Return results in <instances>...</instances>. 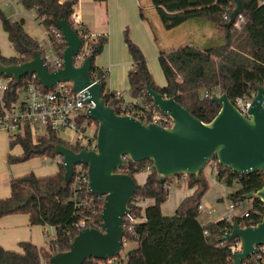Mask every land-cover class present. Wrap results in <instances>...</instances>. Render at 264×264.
Instances as JSON below:
<instances>
[{
  "label": "trees",
  "instance_id": "trees-1",
  "mask_svg": "<svg viewBox=\"0 0 264 264\" xmlns=\"http://www.w3.org/2000/svg\"><path fill=\"white\" fill-rule=\"evenodd\" d=\"M18 1L27 10L35 11L45 31H51L55 27L52 15L71 24L82 37L83 44L88 46L86 57L92 58L91 75L94 80L103 84L106 104L118 114L121 113L117 104L123 98L117 99L116 93L106 89L107 73L96 64V59L108 43V36L96 35L86 41L84 35L87 31L83 25L81 29L73 18L78 0ZM150 1L166 30H172L186 22L207 21L224 33V42L204 48L187 45L170 52L160 51L159 62L167 81L162 87L155 82L143 50L131 39L127 29L124 41L132 58V68L128 73L130 95L141 102L134 107L152 105L153 101L146 93V87L149 86L164 97L176 98L194 117L209 123L220 111V107L212 101L213 96L227 93L232 103L236 104V100L244 95H255L258 84L264 87V0H242L244 22L240 26H236L235 22L229 31L226 28L229 20H225V16L230 19L235 8L233 0ZM140 16L148 21L156 38L155 28L146 17L143 7H140ZM0 21L15 50L12 57H4L0 50V62L3 65H21L32 61L35 52L41 53L39 42L25 30L23 18H7L0 10ZM65 48L63 44V50ZM31 79L33 75H26L20 84L12 83L11 91ZM35 80L38 81L37 77ZM90 122L96 126L97 138L99 125L92 119ZM45 131L44 135L35 137L34 129L27 126L24 134L10 140V150L19 145L22 153L17 157L9 153L8 163H21L35 157L56 159L60 157L56 151L57 144L75 152L84 149L80 145L66 143L51 129ZM212 161L216 163L218 171L215 175L220 183L227 187L238 183L239 188L228 196L233 203L245 202L246 194L258 191L264 185V171L240 175L221 166L217 158L212 159L209 164ZM119 172L135 179L138 174H148L145 183H138L137 192L130 204L131 213L125 218V229L130 218L137 221L133 224V235L127 233V241L134 242L136 246L125 256L123 264H233L238 240L226 241L225 233L231 230L233 223L240 227L257 225L264 214V203L259 198H254L251 200L252 207L248 217H237L232 221L223 218L202 224L198 206L208 189L203 170L201 174L205 185L196 182L194 177H187L186 186L194 189L193 194L180 203L174 215L165 216L162 205L169 198L170 181L182 183L184 175H177L161 185L151 161L135 163L130 158ZM64 175L65 168L63 162H60L53 175L38 176L31 172L10 179L9 196L0 198V218L26 214L32 225L54 227L56 234L46 248H39L32 242L20 243L21 251L6 250L0 246V264H41L42 260L50 262L54 254L69 250L79 231L86 228L101 229L104 198L90 194L87 184L78 191L74 190L72 183L65 186ZM146 200H152L153 203L145 208L135 204ZM256 209L260 211L258 214L255 213ZM82 221L85 223L84 227H80ZM261 255L257 263L249 258L243 264H264V251ZM109 261L111 259L91 258L83 264H109Z\"/></svg>",
  "mask_w": 264,
  "mask_h": 264
},
{
  "label": "water",
  "instance_id": "water-1",
  "mask_svg": "<svg viewBox=\"0 0 264 264\" xmlns=\"http://www.w3.org/2000/svg\"><path fill=\"white\" fill-rule=\"evenodd\" d=\"M235 8L226 24L229 31L239 15L244 13L242 0H233ZM53 22L63 35L66 48L63 53L64 67L51 72L40 52L33 60L21 65L5 66L0 62V76L13 77L15 83L26 75L36 74L42 85L50 89L60 82H72L76 92H82L87 104V116L98 123L96 150L75 152L56 145L65 168L64 185L72 183L75 166H88V191L104 197L101 212V229L86 228L79 231L66 252L54 254L50 264H83L95 258L109 260L119 256L126 235L125 218L130 215V204L137 192L135 178L119 170L125 165L123 156L133 162L151 161L159 176V183L177 175L194 177L205 185L202 171L217 158L219 164L240 175L264 171V87L257 85L247 113L243 114L229 99L227 93L213 96L212 101L220 111L209 123L194 117L179 104L176 98H167L146 87L154 105L174 122L172 127L144 123L129 115H120L103 98L104 86L94 82L91 75L92 58L86 57L80 66L75 65L83 40L66 20ZM245 199L259 198L264 203V185L246 194ZM226 241L239 240L240 250L233 254V264H243L259 252L264 245V214L260 223L240 227L233 223L225 233Z\"/></svg>",
  "mask_w": 264,
  "mask_h": 264
},
{
  "label": "crops",
  "instance_id": "crops-1",
  "mask_svg": "<svg viewBox=\"0 0 264 264\" xmlns=\"http://www.w3.org/2000/svg\"><path fill=\"white\" fill-rule=\"evenodd\" d=\"M140 7L144 8L146 17H148L147 11L151 13L148 19L154 28L158 29L162 37L161 42L157 37L155 38L148 21L141 18ZM75 10L87 32L94 36H108V43L102 54L96 59V64L107 73L106 89L121 94L122 98L129 102H137L138 100L130 95L128 73L132 68V58L124 41V32L127 29L131 39L143 50L155 82L162 87L167 84V81L159 62L160 51L170 52L187 45L197 48L214 46L217 45L214 44V41L219 39L218 35L220 34L214 24L202 20L186 22L172 30H166L150 0H107L106 2L78 0ZM177 31L178 34H172L178 35L181 43L184 44L176 48L173 46L172 36H169L167 32ZM223 42L224 38L219 44ZM138 103L141 102L138 101ZM147 175L146 172L136 175V179L138 176H142L139 181L137 179V183H145ZM170 191L173 193L162 205V212L165 216L174 215L180 203L192 195L194 189H189L184 181L178 184L171 183ZM9 194L7 195L9 196ZM7 195L5 192L0 193V198H6ZM219 202H223V199H220ZM152 203V200L142 202L144 208ZM245 211L234 214L241 215ZM219 212L218 220L225 218L227 211L220 208ZM55 234L54 227L32 225L29 215L26 214L0 218V246L6 250L21 251L20 243L22 242H32L39 248H46L49 242L55 238Z\"/></svg>",
  "mask_w": 264,
  "mask_h": 264
},
{
  "label": "built area",
  "instance_id": "built-area-1",
  "mask_svg": "<svg viewBox=\"0 0 264 264\" xmlns=\"http://www.w3.org/2000/svg\"><path fill=\"white\" fill-rule=\"evenodd\" d=\"M11 1L12 0H7L6 4L10 5ZM15 14H17V12ZM73 18L82 29L79 14L75 13ZM225 20L230 19L228 16H225ZM243 22V15H239L236 19L235 25L240 26ZM93 36L94 35L86 32L84 38L88 41V39H91ZM63 44L66 46L62 32L58 27L55 26L51 31H44L43 40L40 43V54L45 65L51 72L64 67L63 53L65 49L63 50ZM87 52V44H82V47L75 58L76 66L82 64L86 58ZM36 77V74H33V79L29 80L23 86H18L13 91H11L10 85L15 82V79L6 76L0 77V132L6 133L9 136V140H13L16 139L17 135L24 134L27 126L34 129L35 135L36 127L42 126L45 130L51 129L56 132L63 141L70 145H80L88 151L96 150V126L94 123L90 122V118L87 116L88 108H93L95 105L93 103L87 104L84 102L83 99H81L84 94L83 91H74L72 82H60L54 87L47 89L42 85L38 78V81L35 80ZM92 80L98 82L97 80H94L93 77ZM20 82L18 84H20ZM116 95L117 99L122 97L120 94ZM254 96L255 95H244L243 97L238 98L235 106L243 114H246ZM136 103H138V101L129 102L123 99L121 103L117 104L121 109V113L119 114L129 115L144 123H154L162 127L169 128L174 125L172 118L167 114L162 113L154 103H152V105H143L144 108L134 107ZM128 158V156H123L125 163ZM47 159L48 158L45 157V160ZM214 169L216 172L218 171L216 167H214ZM74 171L75 173L72 180L74 190H82L86 184L88 189V166L85 164L76 165ZM183 181H187V176H183ZM135 204L136 206L144 207L142 202H135ZM244 204L245 202H231L228 206L225 218L232 221L237 217H248L249 210H246L241 215L233 213L238 206ZM198 211L211 215L213 214L214 209L210 203H200ZM259 212V210H255V213L258 214ZM136 222L137 221L134 218H130V223L126 229V235L123 238V245L128 243L127 233L133 235V224ZM84 225L85 223L82 221L80 227H84ZM240 247L241 243L238 240L235 252L239 251ZM258 249L259 252L251 257L256 263L262 257L261 254L264 251V245L259 246ZM41 264L50 263L42 260Z\"/></svg>",
  "mask_w": 264,
  "mask_h": 264
},
{
  "label": "rangeland",
  "instance_id": "rangeland-1",
  "mask_svg": "<svg viewBox=\"0 0 264 264\" xmlns=\"http://www.w3.org/2000/svg\"><path fill=\"white\" fill-rule=\"evenodd\" d=\"M7 0H1L0 2V10L3 12L7 18L14 19H24L25 20V30L31 35L33 38H35L39 44L43 40V33L45 31L44 27L40 24L39 20L36 17V13L34 10H27L18 0H12L11 4H6ZM17 12V14H15ZM148 17L150 18L151 13L147 11ZM156 37L161 42V35L158 31V29H155ZM169 36L171 37V40L173 42L174 47L182 46L184 43H181L180 38L178 35L175 36V34H178L177 32H167ZM172 33H175L174 35ZM219 39H215L214 44H219L221 42L222 38H224V33L220 31V34L218 35ZM181 44V45H180ZM0 50L1 54L4 57H12L15 55V50L11 43L9 42L8 35L4 31L1 21H0ZM36 135L42 136L45 134V128L42 126H37L36 129ZM11 154L14 157L20 156L22 151L21 147L19 145L15 146L12 150H10V140L9 136L4 133L0 132V193L3 194L5 192V195L10 193L9 188V181L12 177L24 175L26 173H35L38 176H47V175H53L58 170V164L60 162H63L62 157H57L56 159L48 158L45 160V157H35L28 161L21 162V163H14L9 164L8 163V154ZM216 167L215 161H212V163L208 164L204 169V176L208 183V189L206 192V195L204 196L203 203H206L209 201V203L212 205L214 212L213 214L209 215L207 213L200 212L199 220L202 224H207L209 222H216L218 220V217L220 216V208L227 211L228 206L231 204V200L229 199V194L235 192L239 185L238 183H235L232 187H227L223 183H220L216 179L214 169ZM142 176H138V181L140 180ZM136 179V180H137ZM170 183H176L175 180L170 181ZM173 191H170V194H172ZM8 196V195H7ZM220 199H223V202H219ZM201 202V203H202ZM252 207L251 200H246L245 204L242 206H238L235 212L249 210ZM136 244L134 242H129L128 245H124L122 251L120 252L119 256L116 258L111 259L109 261V264H123V260L125 259V256L128 254L130 250L135 248Z\"/></svg>",
  "mask_w": 264,
  "mask_h": 264
}]
</instances>
